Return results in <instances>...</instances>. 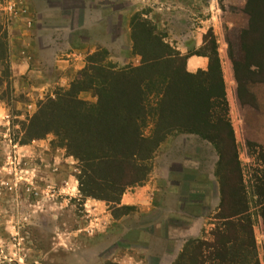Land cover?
Segmentation results:
<instances>
[{"label": "rangeland", "instance_id": "obj_1", "mask_svg": "<svg viewBox=\"0 0 264 264\" xmlns=\"http://www.w3.org/2000/svg\"><path fill=\"white\" fill-rule=\"evenodd\" d=\"M10 1H14L12 11L16 14L2 9ZM50 1L74 7L81 0ZM89 1L92 8L94 5L110 7L102 13L92 10L88 16L96 26L94 51L85 56L83 67L69 82L55 83L47 92L34 95L27 92L29 90L15 91L12 85L5 36L7 24L22 21V17L26 22L30 21L28 28L41 21L38 14L28 11L24 0H0V264H104L108 261L173 264L187 241L212 240V232L220 223L215 218L220 193L215 177L218 155L207 139L197 134L172 131L148 160L149 173L145 180L126 188L119 203L114 204L81 194L80 163L60 145L61 141L53 133L35 139L26 137L25 127L40 105L47 99H55L60 90L69 88L87 65L88 55L98 52L102 56L105 50L103 64L115 69L142 65L143 57L138 50L143 49L139 45L147 33L140 32V38L139 33L132 30L134 14H140L141 20L150 22L152 33L168 46L162 50L170 51L173 59L193 53L210 54V43L214 41L217 56L223 54L232 67L237 64V75L242 84L245 83L239 94L236 90L242 106L231 96L228 118L253 220L256 259L258 264H264V220L257 193L258 189L264 192V144L255 146L248 142L251 132L258 131L252 121L258 125L262 114L264 124V94L258 101V114L251 109L256 103L255 93L251 90L264 82L259 81V77L249 78V73L244 71L246 68L242 65L248 64L251 56L242 46V31L248 30L247 37L251 40L246 39V42L250 49L253 44L262 48V43L256 39L259 28L249 24L250 17L245 12L247 0ZM19 7L24 11L17 12ZM262 11L260 13L264 14ZM67 12L70 24H80L83 16L79 11L69 8ZM98 22L102 23L101 28ZM193 31L197 32L193 42L201 39V45L187 44L188 35ZM74 34L73 42L85 38L84 32ZM134 34L139 38L137 47ZM53 41L62 43L61 37ZM263 51L257 55L259 60L264 57ZM172 66L175 75L180 76L181 60L163 64L160 69ZM255 92L262 94V90ZM78 97L89 103L96 101L90 90L81 92ZM148 101L149 110L154 100ZM242 119L249 121L247 127L242 125ZM162 122L160 119L159 125ZM153 125L149 120L144 132L148 134ZM262 129L264 134V127ZM247 131L250 133L246 136ZM95 193L112 195L111 191L102 189Z\"/></svg>", "mask_w": 264, "mask_h": 264}, {"label": "trees", "instance_id": "obj_2", "mask_svg": "<svg viewBox=\"0 0 264 264\" xmlns=\"http://www.w3.org/2000/svg\"><path fill=\"white\" fill-rule=\"evenodd\" d=\"M260 10H264V0H247L245 12L250 17L249 24L259 28L256 39L264 48V14ZM139 16H132L131 26L139 35L147 33L139 45L143 49L138 50L143 57L142 65L115 69L103 64L105 50L102 56L98 52L88 55L87 65L69 88L60 90L55 99H47L40 105L25 127L26 137L35 139L53 133L61 141L60 145L80 163L81 194L114 204L119 203L126 188L145 180L149 173L148 160L172 131L207 139L218 155L215 177L219 184L220 205L215 218L220 223L212 232V240L187 241L173 264H258L253 220L228 118V102L215 43H210V54H198L207 57V68L188 72L186 59L194 53L173 59L170 51L162 50L168 46L152 33L150 22ZM242 32V46L251 56L249 63L242 65L246 68L244 71L249 73V78L259 77L258 80L264 82V57L262 60L257 57L263 50L254 44L250 49L246 42V39L251 40L247 37L248 30ZM133 37L137 47L139 38L135 34ZM173 60H181L183 64L180 76L175 75L173 66L160 69ZM235 65L234 78L239 94L245 83L239 79ZM89 90L96 98L94 103L78 97ZM148 99L154 100L149 110ZM160 119L164 122L159 125ZM149 120L154 125L147 134L144 131ZM97 189L109 190L112 195L100 196L95 193ZM257 193L264 220V192L258 189ZM104 264L119 263L108 261Z\"/></svg>", "mask_w": 264, "mask_h": 264}, {"label": "crops", "instance_id": "obj_3", "mask_svg": "<svg viewBox=\"0 0 264 264\" xmlns=\"http://www.w3.org/2000/svg\"><path fill=\"white\" fill-rule=\"evenodd\" d=\"M24 2L30 13L38 14L39 21L41 22L35 25V27L28 28L31 26L30 21L26 22L25 17H22V21L7 24L5 36L7 47L6 59L11 70L12 85L15 87V91L24 92L29 90L27 92L37 95L47 92L55 83L62 84L69 82L76 72L83 67L85 56L93 52L97 44L93 33L96 28L95 22L91 23L88 16L92 13V10L93 12L102 13L103 11H108L110 7H98V5H94V8H92L89 0H81L79 5L74 7H69L61 2L51 3L49 0H24ZM109 2L111 3L110 0ZM112 2L117 3L114 0ZM69 8L76 9L83 16L80 24L75 26L70 24L72 22H70L67 12ZM97 25L100 28L102 27L101 22H98ZM76 32H84L85 38L83 37V39L80 38L73 42L71 38L73 39L72 35H76L74 34ZM195 34L197 32L193 31V34L190 32L188 35V45H193V43H195L194 45L202 44L201 39L199 42H193V39L196 37ZM199 35L202 36V33ZM59 37H61L62 43L58 44L53 41L55 39L58 40ZM105 39L108 40L109 38L106 37ZM109 42H111L110 39ZM218 56L220 58L227 102L229 104L231 96H234L238 105L242 106L236 92L237 83L234 78L233 67L223 54L219 53ZM207 64V57L191 55L186 59L185 68L188 72H195L198 69L205 70ZM28 80H30V83ZM255 89L262 90V94H257ZM255 89L251 90L255 93L254 96L256 97V103L252 104L251 109L258 114V101L263 97L264 83H258ZM260 117L263 118V115L261 114ZM261 118L258 119V125H254L255 121H252L253 126L258 127V131L256 133L252 131V135L248 136L249 141L247 140L255 146L264 144L262 129L264 124ZM248 122L244 119L241 120L242 125L248 124ZM249 133L247 131L246 136Z\"/></svg>", "mask_w": 264, "mask_h": 264}, {"label": "built area", "instance_id": "obj_4", "mask_svg": "<svg viewBox=\"0 0 264 264\" xmlns=\"http://www.w3.org/2000/svg\"><path fill=\"white\" fill-rule=\"evenodd\" d=\"M14 7L15 6H13V2H9V3H7L6 5H4L3 7H2V9H5L7 12H9V13H14V14H16V11L14 10V11H12L13 9H14ZM19 9L20 10H18L17 12H19V11H24L23 10V7H19Z\"/></svg>", "mask_w": 264, "mask_h": 264}]
</instances>
